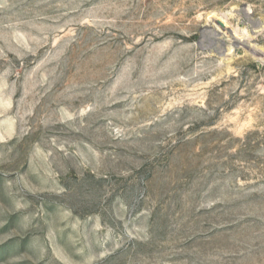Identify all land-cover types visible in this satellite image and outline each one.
Wrapping results in <instances>:
<instances>
[{"label":"rangeland","instance_id":"rangeland-1","mask_svg":"<svg viewBox=\"0 0 264 264\" xmlns=\"http://www.w3.org/2000/svg\"><path fill=\"white\" fill-rule=\"evenodd\" d=\"M0 264H264V0H0Z\"/></svg>","mask_w":264,"mask_h":264},{"label":"water","instance_id":"water-1","mask_svg":"<svg viewBox=\"0 0 264 264\" xmlns=\"http://www.w3.org/2000/svg\"><path fill=\"white\" fill-rule=\"evenodd\" d=\"M219 25H220L221 27H224V25H223V23H222V22H219Z\"/></svg>","mask_w":264,"mask_h":264}]
</instances>
